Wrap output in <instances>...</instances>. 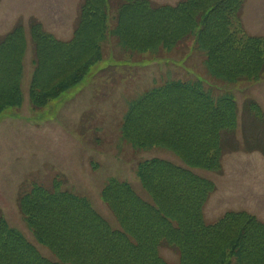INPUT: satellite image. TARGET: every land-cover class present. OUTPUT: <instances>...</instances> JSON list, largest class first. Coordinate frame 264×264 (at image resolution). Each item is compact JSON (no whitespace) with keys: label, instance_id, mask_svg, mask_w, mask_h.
<instances>
[{"label":"trees","instance_id":"16d2710c","mask_svg":"<svg viewBox=\"0 0 264 264\" xmlns=\"http://www.w3.org/2000/svg\"><path fill=\"white\" fill-rule=\"evenodd\" d=\"M246 1L182 0L161 6L149 0H83L67 42L34 22L31 105L44 109L78 86L102 61L103 44L111 37L140 53L173 49L195 37L212 76L258 82L264 77V37L246 33ZM28 49L23 25L0 40V114L23 105ZM249 107L256 118H264L258 105ZM237 127L236 100L215 99L201 82L172 81L147 91L130 104L123 139L139 149L166 148L188 168L160 159L140 163L137 176L151 203L130 184L111 180L102 199L120 230H113L86 198L59 189L60 182L50 189L33 185L19 196L18 208L37 241L58 261L45 259L0 218V264H165L158 252L163 242L177 246L180 264H264V225L241 212L206 223L205 205L216 188L192 172L221 171L223 134Z\"/></svg>","mask_w":264,"mask_h":264},{"label":"rangeland","instance_id":"374dc122","mask_svg":"<svg viewBox=\"0 0 264 264\" xmlns=\"http://www.w3.org/2000/svg\"><path fill=\"white\" fill-rule=\"evenodd\" d=\"M177 5L182 0H149ZM83 0H0V40L23 25L29 40L23 77L22 107L0 114V218L38 249L47 260L55 254L40 244L18 208L23 191L36 186L60 188L86 198L113 228L119 222L102 199L111 179L130 184L145 202L151 195L138 180L141 162L160 159L188 168L174 152L162 147L139 149L123 139L122 125L129 104L153 88L172 81L201 82L215 99L232 97L238 105L235 133H224L225 156L219 172L194 170L216 190L204 209L213 224L229 212L250 214L264 225V120L249 105L261 106L264 117V77L258 82H225L212 76L206 54L195 37L173 49L133 52L111 37L103 44V59L88 77L44 109L33 108L29 90L35 48L30 27L39 22L58 40L72 39ZM242 21L250 36L264 37V0H247ZM226 134V135H225ZM177 246L162 243L165 264H180Z\"/></svg>","mask_w":264,"mask_h":264}]
</instances>
